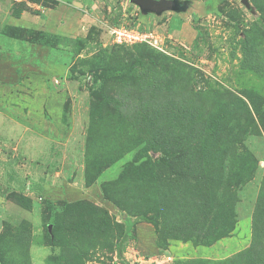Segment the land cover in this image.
Masks as SVG:
<instances>
[{"label":"rangeland","instance_id":"1","mask_svg":"<svg viewBox=\"0 0 264 264\" xmlns=\"http://www.w3.org/2000/svg\"><path fill=\"white\" fill-rule=\"evenodd\" d=\"M177 2V11L156 13L129 0H0V264L220 261L247 251L254 231L264 236V0ZM118 26L150 32L160 50L114 44L109 30ZM42 33L51 37L46 45L36 43ZM125 65H139L133 86L109 84L108 94L157 100L141 85L162 81L173 94L160 101L196 105L197 121L174 126L178 134L198 127L186 134L202 159H192L194 169L181 163L175 178L153 166L162 155L132 129L140 144L86 182V160L101 167L111 151L105 137L119 140L107 133L105 109L91 116L90 76ZM147 65L157 67L146 73ZM240 101L251 113L247 120ZM218 114L229 172L240 170L235 155L242 151L253 167L231 191L233 231L210 242L203 211L215 197L202 180L216 162L202 152L214 146L206 134ZM149 159L115 190L111 182L128 163ZM75 203L83 206L88 233L67 222L81 218L68 213Z\"/></svg>","mask_w":264,"mask_h":264},{"label":"trees","instance_id":"2","mask_svg":"<svg viewBox=\"0 0 264 264\" xmlns=\"http://www.w3.org/2000/svg\"><path fill=\"white\" fill-rule=\"evenodd\" d=\"M40 35V39H38L36 43L46 45V43L50 42L51 37L46 33ZM134 46L147 47L146 45ZM136 66L139 67V65H130L129 67L125 65L122 67V70L119 71L105 70L98 74L95 72L91 73V86L88 88L91 98V116H98V113L101 112L102 109H105V126L110 129L107 130V133H109L111 139L119 140L112 142L105 137V143H107L106 148L111 149V151L107 153L101 167L96 163H90L92 160L94 161V158L86 160L85 180L89 184L94 183L95 179L101 175L103 170L122 157L125 151H131L134 146L140 144L141 141L136 139L138 136L135 138L129 134V131L132 129L142 132L147 138L146 144H148V147L153 153H159L162 155L158 158L152 159V165L164 166L165 168L170 169L173 172L172 174L175 175V178L178 176L177 170L182 167L181 163L186 164L184 166L189 170H192L195 166L192 159L200 156V151L197 148L196 143L191 142V140L194 139L186 136V134H189L190 131L193 132V130L198 127H192V125L191 127L189 126L186 129H190V131L185 129L187 132L183 131L185 134L183 132L181 134L176 133L177 129L174 127H179L180 125H183V123H186L187 126L197 121L199 117L196 114V105L192 104V101L186 99L181 100V103H173L171 101L165 102V100L160 101V96L163 93H166L169 97L173 94L165 87L164 82L142 83L141 85L142 90L145 91L147 95L151 94L153 96H158L157 100L144 98V100L136 102L130 98H126L127 95L115 96L107 93L109 84H125L126 88H131L134 84V76L131 72H133ZM156 67L157 65H147L145 72L147 73L149 70L155 69ZM154 73L156 72L154 71ZM94 85L95 88L92 87ZM104 87L106 91L103 90ZM127 93L129 94V92ZM241 104L248 114V117L244 116L241 119L247 120L249 119V116H251V113L246 108L247 106L243 101ZM213 117H211L212 120L210 126L217 125V127H211L206 135L212 140L214 146L202 152V156L205 157H203L204 159L207 158L210 159L209 161L216 162L213 164L216 166H213L211 163V178L207 176L208 179L202 180L207 189L209 188V190L213 192L212 195L214 194L215 197V202L212 206L209 207L207 202L204 204V220L209 222V225L205 226V230L208 232L204 233V238L209 239L208 241H216L226 237L233 231L234 222L231 204L233 203L234 198L231 191L233 188L242 185L247 178H249L250 173L247 171V168L251 163L253 167V160H251V158L249 159V154L242 151L243 153L238 152L235 155L236 158H239L240 160L242 159L240 170H231V172H229V166L226 165V163L229 162L224 161L227 151L222 145H219L220 141L222 142V137L227 133L223 127L218 126L223 117H219V114L218 116ZM89 131L90 129H88V132ZM229 133L230 132H228V134ZM239 134L241 135L242 132ZM173 136H175V141L173 140ZM182 137L185 139V143L183 144L179 141ZM233 141L237 142L236 139ZM238 143H240L239 140L237 144ZM112 150H116V157L111 156ZM198 159L201 158L199 157ZM149 162L150 159L147 163L144 162L143 165H136L132 162L128 163L121 171L118 178L111 182L115 190L118 189L126 179L127 175L134 172H140L148 165H151ZM177 166L179 168L174 170ZM145 180L146 179H143L141 181ZM176 180L177 179L167 181L163 183L162 186L166 187L167 184L171 185ZM216 193H219L218 197H216ZM105 196H108V191H106V189ZM107 198L109 199V197ZM24 201L29 202L28 199H25ZM72 212L78 213L81 215V218L74 220L67 219V222L70 223V227L77 233H88L91 228L90 225L85 222L83 206L80 203L69 205L68 213L70 214ZM198 225L199 224L195 223L196 227ZM184 264H264V236L261 238V233L259 231H254L251 247L247 251L235 255L230 259L220 261L198 259Z\"/></svg>","mask_w":264,"mask_h":264},{"label":"built area","instance_id":"3","mask_svg":"<svg viewBox=\"0 0 264 264\" xmlns=\"http://www.w3.org/2000/svg\"><path fill=\"white\" fill-rule=\"evenodd\" d=\"M113 43L120 46L147 45L160 50V40L150 32H141L127 26L113 27L109 30Z\"/></svg>","mask_w":264,"mask_h":264},{"label":"water","instance_id":"4","mask_svg":"<svg viewBox=\"0 0 264 264\" xmlns=\"http://www.w3.org/2000/svg\"><path fill=\"white\" fill-rule=\"evenodd\" d=\"M131 3L136 4L143 12L152 11L159 13L165 10H178L177 0H129Z\"/></svg>","mask_w":264,"mask_h":264}]
</instances>
